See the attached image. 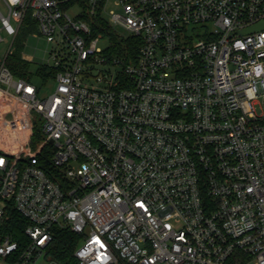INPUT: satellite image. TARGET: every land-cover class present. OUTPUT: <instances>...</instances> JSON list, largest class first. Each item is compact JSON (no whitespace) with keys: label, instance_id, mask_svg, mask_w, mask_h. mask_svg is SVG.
I'll return each mask as SVG.
<instances>
[{"label":"built area","instance_id":"2783aa9c","mask_svg":"<svg viewBox=\"0 0 264 264\" xmlns=\"http://www.w3.org/2000/svg\"><path fill=\"white\" fill-rule=\"evenodd\" d=\"M2 1L0 264H37L56 227L82 237L76 264H264V28L241 33L264 0ZM28 15L55 46L45 98L6 65ZM84 15L138 39L135 58Z\"/></svg>","mask_w":264,"mask_h":264},{"label":"trees","instance_id":"16d2710c","mask_svg":"<svg viewBox=\"0 0 264 264\" xmlns=\"http://www.w3.org/2000/svg\"><path fill=\"white\" fill-rule=\"evenodd\" d=\"M83 19L91 25L94 36H99V33H102L105 38L109 39L110 47L107 50L109 56L128 57L130 59L135 58L140 46V41L138 39L120 36L112 30L107 21L100 16L90 18L84 15ZM6 65L15 76L32 80L28 74L30 63L25 61L21 54H15L11 51L6 59ZM38 74L43 77H50L54 75V71L51 68L40 66ZM46 160L47 164H50V156L47 157ZM29 224L30 223L17 212L13 211L10 213L8 231L19 243L21 249H23L27 242L25 229ZM52 233V242L47 247L48 258L57 264H76L74 252L79 246L82 237L72 233L68 229L59 227L54 228Z\"/></svg>","mask_w":264,"mask_h":264},{"label":"rangeland","instance_id":"374dc122","mask_svg":"<svg viewBox=\"0 0 264 264\" xmlns=\"http://www.w3.org/2000/svg\"><path fill=\"white\" fill-rule=\"evenodd\" d=\"M110 9H114L113 6H110ZM0 12L7 16V9L2 0H0ZM68 13L73 17L77 18L79 13L77 8L68 9ZM210 31L218 33V29L212 25H207ZM1 29V22H0ZM199 32V31H198ZM117 33V32H116ZM2 41L0 43V58H4L10 48L13 38L9 37L4 31L1 32ZM100 39L97 43V47L101 48L103 51H107L110 47V41L108 38H105L102 33H99ZM54 45L47 43L45 38L40 33L38 24L32 19L31 15H28L22 24V27L15 38L12 45V52L15 54H25L28 57H33L34 61L30 63L28 74L32 79V82L40 89V97L45 98L49 96L56 86L55 80L52 76L44 78L38 74V69L41 64L44 62H50V52L53 51ZM105 65H99L94 70L99 71L105 69ZM41 140L37 137L34 139V148L38 146V143ZM36 143V144H35ZM89 228L85 230V235H88ZM82 239V238H81ZM51 260L47 256V250L44 254L38 259L37 264H49Z\"/></svg>","mask_w":264,"mask_h":264},{"label":"water","instance_id":"95a60500","mask_svg":"<svg viewBox=\"0 0 264 264\" xmlns=\"http://www.w3.org/2000/svg\"><path fill=\"white\" fill-rule=\"evenodd\" d=\"M263 28H264L263 23H260V24L253 26V27H250L244 31H241V33H252V32H255V31L263 29Z\"/></svg>","mask_w":264,"mask_h":264}]
</instances>
